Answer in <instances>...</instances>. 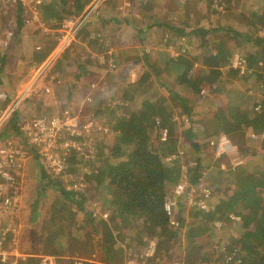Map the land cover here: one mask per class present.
Returning a JSON list of instances; mask_svg holds the SVG:
<instances>
[{
	"label": "trees",
	"instance_id": "1",
	"mask_svg": "<svg viewBox=\"0 0 264 264\" xmlns=\"http://www.w3.org/2000/svg\"><path fill=\"white\" fill-rule=\"evenodd\" d=\"M71 1L73 6L69 7L68 0H49L43 8L45 19L52 23L59 17L75 18L92 0ZM219 1L221 5L230 6L231 0ZM7 5L6 2L0 0L1 9L5 10ZM15 5L19 8L18 13L13 11L16 7L11 10V14L17 18L18 23L14 26L8 46L0 56V86L4 76L11 82L14 79L17 83L25 81L30 70L37 68L40 61L50 54L55 46L53 42H48L37 51L33 47L29 51L26 46V54L18 49L19 47L13 50L17 41L20 40L22 23L24 24L21 18V11L24 7L21 3ZM72 7L73 10H71ZM192 7L193 4H190L189 0H184L181 5V9L187 12L193 10ZM260 8V16L264 19V1ZM108 9L113 10L111 7H107ZM13 16L11 17L14 18ZM95 19L99 20V17ZM111 19L116 21L115 18ZM88 21L76 33V40L83 46L94 47L93 53L88 55L84 63L80 62L79 57L73 58L80 64L81 72L75 74L77 69L71 68L75 62L71 59V54L66 52L57 59L49 71L51 75L60 76L59 72L69 66L67 70L75 74L72 79L75 82H72V85L79 89L80 98L90 94L86 79H89V76L99 79L102 71L106 70V65L103 67V64H98L96 61L101 56V52L106 55L116 43V39L112 36L109 37L110 39L102 37L99 40V34H95L97 30H101L100 27L106 24L105 21L93 26H89ZM185 23L187 20L184 22V25H187ZM151 26L169 31L170 35L167 38L169 41L177 36L189 34L184 29L170 26L164 21L158 24L152 23L149 27ZM199 31L204 34L209 33L211 36L202 42L208 49L207 56L194 58L199 63V68L196 70L197 75L189 74L192 59L188 56L173 57L167 54V61L162 64V68L159 67L161 73L155 68L151 58H145V71L135 84L126 88L121 100H118L109 112L108 124L111 123V133L104 134L105 137L102 136L95 141V144H93L94 141L91 144L92 147L95 146L92 150L95 149L97 162L93 159L91 166L84 158L77 157L69 160L70 164L91 166L89 167L92 168L89 173L91 180L89 183L94 184L93 190H104V204L109 211L106 219L101 216L95 217L91 211H85L82 208L85 201L83 194L77 191H67L57 183L44 185L45 188L55 189L57 192L58 199L55 202L57 212L62 213L61 219L51 215L49 225L57 223L59 226L58 231L50 237L51 239L60 237L64 242L62 247L68 254L95 256L105 264H125L127 260H135L145 254L151 240L150 237H152L155 239L154 252L146 257V264L172 262L174 256L172 249L176 248L179 251L177 255L182 257L180 264L205 263L208 257L215 254L218 255L221 264H264V167L246 166L236 172L219 169L220 172L213 173L204 166V158H200L201 153L204 157L206 155V158L207 156L211 158L212 151L208 148V142L216 140V136L220 133H225L236 148H238L237 144L244 145L246 140H250V142L258 143L264 153V74L263 64H261L264 63V35L263 37L255 35L253 38L251 35L236 31L229 25L211 28L207 32ZM90 35L93 37L92 41L88 40ZM239 37L245 39L244 41H252L248 48L252 52L244 55L248 72L241 75L237 70L228 69L239 78L246 77L244 80L249 79L248 81L253 79L256 93L247 89L244 92L247 98L239 99L238 91H225L222 97L223 111L207 113V122L202 129L205 133L204 143L200 144L196 140L191 144L194 155L185 162H182L180 158L167 161L168 157L176 155L177 149L181 148L175 137V121L173 122L169 113L173 108H178L176 111L180 114L178 120L182 113L190 121L191 108L187 99L172 93L170 89H167V93L171 96L170 99H161L158 86H163L162 79L171 76L176 84L184 85L186 90L199 92L200 89L196 87L206 88L211 81L219 78V69L230 64L231 57L236 52L227 46V41L228 38L235 40ZM212 44H214L213 48ZM118 54L119 58L115 54L111 56L117 63L113 72H116L117 65L127 69L131 64L127 59L123 62L119 60L126 57V54L122 52ZM4 70L5 75L2 74ZM49 73L48 76L46 75L47 78L51 76ZM218 87L220 91H223L226 84L222 83ZM89 97L90 103L84 105L82 113L95 120L103 119L107 113L104 107L107 98H104L99 91L90 94ZM32 100L35 101V98L32 97ZM24 103L26 102L22 104ZM37 103L43 102L38 101ZM181 122L184 121L181 120ZM227 124L229 127L225 128ZM12 127L15 130L16 124L14 123ZM164 129L168 131L169 136L163 142L161 141V130ZM247 131L254 133L256 138L250 139L245 135ZM84 134L86 133L82 135ZM194 134L192 128L186 130L185 140H195ZM109 135L112 139L108 142L110 139H106V136ZM85 139L89 143L90 135L81 139L83 144ZM208 149L210 153L207 152ZM183 165L187 169L186 174L189 176L190 184L201 183L209 189L210 196L207 198V203L209 202L210 206L204 210L199 207L189 209L190 212L184 217L181 211L186 206L179 200L175 215L179 226L173 227L170 225L169 215L165 212L164 205L170 192L182 179ZM206 171L211 174L209 183H206L203 178V172ZM43 177L42 175L41 179L45 181ZM40 197H38L39 200ZM201 198L204 197L201 196ZM84 211L81 218L76 216L78 212ZM185 219L189 221L183 225L184 221L186 222ZM224 219L231 220L229 221L231 224L239 225L240 232L236 237L232 236L233 234L228 235L229 240L226 244H222L219 238V242L214 244L218 246L215 252L211 249L212 241L208 242L205 234L215 230V222L222 224L219 231L224 229L227 226L223 228ZM225 231V229L221 231L222 236H225ZM11 239V234H6L5 240L1 242L4 245ZM213 251L215 253L209 254ZM228 256L232 259L240 256L241 259L238 263L226 262ZM37 262L36 260L35 263ZM35 263L27 262V264Z\"/></svg>",
	"mask_w": 264,
	"mask_h": 264
},
{
	"label": "rangeland",
	"instance_id": "2",
	"mask_svg": "<svg viewBox=\"0 0 264 264\" xmlns=\"http://www.w3.org/2000/svg\"><path fill=\"white\" fill-rule=\"evenodd\" d=\"M39 1H41V4L29 5L21 11V18L24 21L21 27L22 35H20V40L17 41L18 43L15 44L13 50L19 47L18 49L26 54V46L29 51L31 47L37 51L48 42L55 44L54 49L40 61L37 68L30 70L25 81L17 83L14 79L11 82L4 76L0 86V94L6 96L4 100H0L2 102L0 104V264H27L28 261L35 263L36 260L38 262L35 264H40L43 259H46L47 264H105L104 261L95 256H82L72 253L70 255L62 247L64 242L60 237L51 239L50 236L58 231L59 225L57 223L49 225L50 217L54 215L61 219L62 213L57 212L55 203L58 199L57 192L55 189L45 188L44 185L57 183L62 185L67 191H77L83 194L85 201L82 208L85 211H91L95 217L101 216V218L106 219L109 211H107V206L104 204V190L96 191L94 189V191L92 189L94 184L89 183L91 181L89 179V173L92 170V168H89L92 166L91 161L95 159V162H97L95 149L92 150L95 146L92 147L91 144L93 141V144H95L97 139L111 133V123L109 122L108 124L109 112L115 107L117 101L121 100L126 88L135 84L139 76L145 71L144 59L151 58L155 68L161 73L159 67L162 68V64L167 61V54L173 57L188 56L192 59V67L189 74L197 75L196 70L199 68V63L194 58L207 56L208 49L202 42L211 36L209 33H200L199 30L207 32L211 28L229 25L236 31L251 35L253 38L255 35L263 37L264 19L260 16V7L264 0H231L229 7L221 5L219 0H189V3L193 4V10L190 12L181 9L184 0H92L82 13L75 18L65 19L59 17L52 23H49L45 19V14H43V8L49 3V0ZM68 1L69 7L73 6L72 1ZM105 6L111 7L113 10H107ZM12 9H15L13 11L18 13L19 8L17 5L13 7L8 4L5 10L0 8V56L8 46L14 26L18 23L17 18L11 14ZM71 10H73V7ZM85 15V23L89 20V26H93L96 23L101 24L103 21L106 22L103 27H100L101 30L95 32L96 35L99 34V40L102 37L110 39L109 37L111 36L116 39V43L112 46L110 53L105 55L101 52L100 58L96 60L98 64H103V67L106 65V70L102 71L99 79L90 76L89 79H86L88 80L86 84L89 87L90 94L99 91L104 98H107L104 103L107 113L101 120H95V118L82 113L84 105L90 103V94L80 98L79 89L71 87L72 82H75V80H72L74 75L81 72L80 64L74 61L73 58L79 57L80 62L84 63L88 55L93 53L94 47L83 46L79 41L76 43V34H72V31L64 32L63 26L66 21L74 19L72 21L77 22ZM95 17H99V20L95 19ZM111 18H115L116 21ZM185 20H187V23H185L187 25H184ZM161 21L170 26L182 28L189 34L177 36L169 41L167 39L170 35L169 31L159 29L157 26L149 27L152 23L158 24ZM68 35L69 37L73 36L75 41L59 49V39L66 38ZM228 39L227 46L230 49L233 48L236 53L231 57L228 66L219 69V78L215 81L210 80L211 82L206 88L196 87V89H200L199 92L188 91L184 85L176 84L171 76L164 77L162 79L163 82H161L163 86H158L161 99H170L171 96L167 93V89H170L172 93L187 99L191 108L188 124L178 120L180 117L178 116L180 114L176 112L178 108H173L169 113L170 118L173 122L175 121V137H177L178 144L181 147L177 149L176 153L183 152L182 162L194 155L191 144L196 140L200 144L204 143L203 137L205 133L202 132V129L207 122V113L223 111L222 97L225 91H238L239 99L247 98L244 94L247 89H251L253 93H256L253 79H250V81H248L249 79L244 80L246 77L239 78L233 71L229 72V69H234L232 66L237 57L246 60L244 55L246 56L249 52H252L248 49L252 41H244L245 39H242V37L235 40ZM88 40H93L92 35L89 36ZM4 42H7L6 47H3ZM211 47L213 48L214 44ZM65 52L69 55L71 54V59L75 62L71 65V68L77 69V71L74 74L67 70L69 66L67 69L64 67L59 72L60 82L56 83L47 78V76L53 64ZM118 52L126 54V57L119 60L123 62V60L127 59L131 64L127 69L117 65L116 72H113L112 70L115 69L117 63L111 56L115 54L119 58ZM261 64H263L262 71H264V63ZM2 74H6L5 70ZM49 75L51 74L49 73ZM91 83L95 84L93 90L90 89ZM222 83L226 84V88L220 91L218 86H221ZM70 87L72 91H75V94H68ZM25 89H28L27 94L22 96L21 101L15 105L13 103L16 100L15 97H18ZM32 97L35 98V101L32 100ZM27 101H30V103H27ZM38 101L43 103H37ZM23 102L26 103L22 104ZM64 111H67L72 118H76L77 125H83L86 119L90 118L102 130L103 128L105 130L96 131L91 128L89 132L79 137L77 135L74 137L68 132L62 131V133L60 132L55 136L56 143H52L49 149L44 148L46 145L43 143L34 142L25 131H21L23 124L39 117L50 119L54 116H61ZM181 116H183L182 113ZM238 119L240 121V118ZM14 123L16 124L15 130L12 127ZM228 127L229 125H225V128ZM190 128L195 133L196 139L187 141L185 140V131ZM168 134L167 131L166 139L169 136ZM220 134L226 135L225 133ZM87 135L91 137L90 144L86 139L83 144L81 139L86 138ZM245 135L250 139L256 138L252 132L247 131ZM106 137V139H110L108 142L111 141L110 135ZM166 139H161V141L164 142ZM70 141L74 146L67 150L64 146ZM63 144L64 146H62ZM88 145H91V147L87 148ZM237 147L238 154L243 161L234 170L229 168L225 160L218 159L219 162H217L218 160L213 157L212 153L210 154L211 158L213 157L212 159L209 156L206 158V155L204 157L202 153L200 158H204V166L209 171H213V173L220 171L236 172L246 166L260 165L264 167V153L258 143L246 140L244 145L237 144ZM207 152L210 153V150L208 149ZM77 157L80 159L84 158L91 166L69 163V160ZM63 158L64 163H62ZM58 164H62L60 171L58 170ZM190 165L192 166L191 163ZM219 169L220 171H218ZM186 172L187 169L183 165L182 179L179 184H184L189 189L196 187L197 184L189 183V176ZM208 173V171L203 172V178L206 183L210 182L211 174ZM42 175L45 181L41 179ZM73 182L78 183L80 187L73 188V184H71V189L68 188V185ZM179 184L176 187L181 190L184 186H179ZM175 188L170 192L168 198L170 201H175L176 204L169 216L170 225L173 227L174 225L171 224V221L177 223L175 215L179 200L186 206L181 211L184 217L190 212L189 209L198 207L197 205L187 206L184 196L175 194ZM207 190L209 191V189ZM201 196L202 194L196 200V204L201 202L204 210L210 206V203H207L210 192L207 198H201ZM38 197L41 199L39 200ZM37 200L38 202L36 203ZM85 211L78 212L75 215L81 218ZM188 221H184L183 225ZM229 221L231 220L224 219L223 228L227 225L224 228L226 237L221 235L223 233L221 231L224 229H220L219 232L215 231L218 229L215 224V232L211 230L209 234H205L208 242L212 241L211 249L215 252H217L218 246L214 244L219 242V238L222 244H226L229 240L227 238L228 235L233 234L232 236L236 237L240 232L239 225L231 224ZM6 234H11L12 239L3 245L1 241L5 240ZM150 239L154 242L155 247V239L152 237ZM214 251L209 254L215 253ZM172 253L174 254L173 261L162 264H180L182 257L177 255L179 253L178 249H172ZM146 257L147 255L143 254L135 260H127L125 264H146ZM238 259H241V257L238 256ZM201 264L221 263L218 260V255L215 254L208 257L207 262H202Z\"/></svg>",
	"mask_w": 264,
	"mask_h": 264
},
{
	"label": "built area",
	"instance_id": "3",
	"mask_svg": "<svg viewBox=\"0 0 264 264\" xmlns=\"http://www.w3.org/2000/svg\"><path fill=\"white\" fill-rule=\"evenodd\" d=\"M3 2H6L9 5H15L16 3H21L24 8L32 4H35V5L41 4V1L39 0H3ZM72 20H68L65 22L63 26L64 27L63 31L64 32L72 31V34H76L77 31L84 25L85 20H86V15L82 17L81 19L77 20V22L72 21ZM74 41L75 39L73 38V36L69 37V35L66 38L63 37V39L62 38L59 39V49L64 47L67 44L73 43ZM6 46H7V42H4L3 47H6ZM245 65H246V60L243 58L237 57L232 67L242 75L248 72ZM263 74H264V71H263ZM94 88H95V84L91 83L90 89L93 90ZM27 92H28V89H25L23 93L19 94L18 97H15L16 100L13 103L15 105L18 104L21 101L22 96L26 95ZM5 98H6L5 95L0 94L1 101L4 100ZM75 119L76 118H72L67 111H64L62 117L54 116L50 119L45 118V117H39L37 119L32 120L29 123L23 124L21 131H25L34 142L38 144L43 143L46 145V147L44 148L49 149L51 148L52 143H56L55 136L59 134L60 132L62 133V131L68 132L74 137L76 135L79 137L83 133L89 132L91 128H93L96 131L105 130V128H103L102 130V128H100L94 122V120L90 118L86 119V121L81 126L77 125ZM181 120H183L185 124L189 123L185 115L181 116L180 121ZM166 134H167V130L165 129L162 130L161 132L162 140L166 139ZM263 137H264V134H263ZM62 146H64V144ZM73 146L74 144L70 141L69 143H66V146L64 147L68 150L69 148ZM208 148L212 151V154L214 155L213 157H215V159L225 160L228 163V166L231 170L236 169L242 164L243 159L239 156L236 146L231 142V140L228 138L227 135L219 134L218 136H216V140L208 142ZM182 155H183V152L180 151L176 155H173L172 157H168V161H171L175 158L182 159L183 157ZM62 160H63L62 163H64V158ZM61 168H62V164H58L59 171ZM71 184H73L72 185L73 188H78L79 186L78 183L73 182L68 185V188H70ZM180 185L184 187L181 190H178V187H176L174 192L175 194H181L182 196H184L185 204L187 206L197 205L201 209L204 208L201 202L196 204V200L200 198V194H202V196L205 198L209 196V191L201 183H198L196 187H192L190 189L184 184H179V186ZM175 206H176L175 201L167 200V202L164 205V210L170 216L171 211ZM216 223L217 222H215L214 224L218 228V231H219V228L221 227L222 224L218 222L216 225ZM171 224H173L174 227L179 226L178 221L177 223L171 221ZM153 251H154V242L150 240L148 244V249L145 255L147 256L152 255ZM238 261L239 259L237 260V262ZM40 264H47L46 259H43V261Z\"/></svg>",
	"mask_w": 264,
	"mask_h": 264
},
{
	"label": "crops",
	"instance_id": "4",
	"mask_svg": "<svg viewBox=\"0 0 264 264\" xmlns=\"http://www.w3.org/2000/svg\"><path fill=\"white\" fill-rule=\"evenodd\" d=\"M76 43H78V41L76 40ZM110 53V52H109ZM99 58H100V56H99ZM49 79H51L52 81H55L56 83H59L60 82V80H59V76L58 75H51L50 76V78ZM86 81H88V80H86ZM49 82H51V81H49ZM52 83V82H51ZM72 87H74L73 85H72ZM75 88V87H74ZM71 91H69V94L71 93V94H75V91H72V89H70ZM68 93V92H67ZM61 117H62V115H61ZM229 258V259H228ZM237 260H238V257H235V259H232L230 256H228L227 258H226V262H230V261H233V263L234 262H236V263H238L237 262ZM239 261H240V259H239Z\"/></svg>",
	"mask_w": 264,
	"mask_h": 264
}]
</instances>
